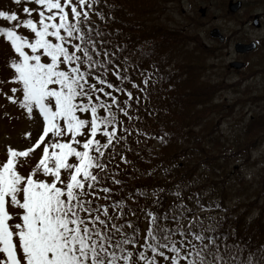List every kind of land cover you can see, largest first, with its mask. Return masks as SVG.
<instances>
[{"label": "snow or ice", "instance_id": "snow-or-ice-1", "mask_svg": "<svg viewBox=\"0 0 264 264\" xmlns=\"http://www.w3.org/2000/svg\"><path fill=\"white\" fill-rule=\"evenodd\" d=\"M13 3L18 10L0 9L9 77L0 84L14 85L0 91V112L37 128L23 144L6 139L0 158V264H264V245L224 227L231 217L202 215L221 205L206 207L199 193L174 185L113 198L112 185L125 184L113 161L129 164L128 137L147 135L134 123L162 79L139 67L145 57L121 29L110 30L113 5Z\"/></svg>", "mask_w": 264, "mask_h": 264}, {"label": "trees", "instance_id": "trees-1", "mask_svg": "<svg viewBox=\"0 0 264 264\" xmlns=\"http://www.w3.org/2000/svg\"><path fill=\"white\" fill-rule=\"evenodd\" d=\"M171 1L108 0L116 18L115 22H110V30L121 29L119 39L143 53L145 59L139 65L141 69L158 70V76L162 77L154 87L150 86L149 101L141 102V121L134 123V127L147 135L137 136L133 132L128 137L132 151L125 155L129 164H123L118 157L113 161L119 165L118 178L125 181L123 185H112L116 192L113 198L125 196L136 188L151 192L164 187L174 191L173 186L179 185L184 195L199 193L206 207L212 202L220 204V209L212 207L208 211L217 216V220L221 216L231 217L224 227L230 224L240 236H252L264 245V202L253 208L257 201L250 196V190L253 196L264 195V185L251 189L238 186L232 180V183L220 184L221 180H226L228 167L233 165L247 141L235 144L231 154L228 152L233 142L228 139L222 143L216 124L219 108L206 102L213 97L214 91L208 83L207 89L201 80L205 57L201 52L183 50L186 32L175 31L171 23L164 20ZM135 78L141 79L139 71ZM144 105H148L146 110ZM158 135L164 136V143ZM121 188L124 191L118 192ZM151 199L127 202L135 207L136 203L143 204ZM172 200L169 194L166 203ZM145 224L146 221L141 220L142 229Z\"/></svg>", "mask_w": 264, "mask_h": 264}, {"label": "flooded vegetation", "instance_id": "flooded-vegetation-1", "mask_svg": "<svg viewBox=\"0 0 264 264\" xmlns=\"http://www.w3.org/2000/svg\"><path fill=\"white\" fill-rule=\"evenodd\" d=\"M232 1L238 4L228 5L231 11L227 6L208 7L216 13L206 14L204 22L206 28L213 20H218L219 46L217 54L213 55L217 59L218 78L231 88L238 105L254 110L253 119L264 122V0ZM220 19L230 25L228 32ZM230 44L232 49L226 50ZM235 73L242 81L239 84L231 82L230 76ZM246 73L248 78H245Z\"/></svg>", "mask_w": 264, "mask_h": 264}, {"label": "rangeland", "instance_id": "rangeland-1", "mask_svg": "<svg viewBox=\"0 0 264 264\" xmlns=\"http://www.w3.org/2000/svg\"><path fill=\"white\" fill-rule=\"evenodd\" d=\"M184 7H186L185 2H184ZM0 9L8 10L6 8L5 2L3 4H0ZM164 20L170 22L172 28L175 31L178 30L179 27H181L186 22V18L183 15H181L180 13L177 12V13L171 14V5H169V7L167 8V11L164 15ZM219 22H221V23L224 22V30L226 32H228L230 25L226 22V20L220 19ZM2 23H3V21H0V24H2ZM208 43L210 45H213V46L217 45V43H212L209 40H208ZM227 49L228 50L232 49V45L231 44L227 45L226 50ZM226 50L224 49L223 52L225 53ZM7 51H8V49L5 46V44L3 42H0V81L9 79L8 72L5 68V63H4ZM245 75H246L245 78L249 77V75L247 73ZM238 76L239 75H237L236 73L232 74L230 76L232 84H239L240 82H242L239 80ZM209 79H211L213 82H216V78L213 76H209ZM201 80H202V83L206 82L204 79H201ZM219 82H220L221 87H222L223 82H221L220 80H219ZM12 86H14V85H12L10 83L9 84H0V91L8 92ZM233 95L234 94L231 93L230 97H232ZM248 95H249V93L246 94L245 97H248ZM222 97H223V95H221L219 97L220 100L222 99ZM3 102H4V97L0 96V103H3ZM8 107L10 110H12L10 112V115H11L12 112H14L15 110L10 103L8 104ZM245 111H247V110L236 111L234 116L229 121H224L220 125V130L222 131V133L229 130V129H232L231 126L233 124H235L238 120L239 121L237 122L236 128L238 130H240V128L242 127L243 122H244V120L242 118L247 116V120L249 119V116L247 114H245ZM239 112H240V114H239ZM251 115H253V113ZM36 128H37V125L32 124L30 129H29L27 121L18 120V119H7L6 120L5 118H3L2 112H0V158H2L5 154V141H6V139L10 140L13 145L23 144V143H25V140L23 138L22 133L25 130H31L33 132V135H35L36 134ZM228 153L231 154V152H228ZM253 159H258V162H259V163L256 162L257 164L253 167L246 166V164L244 163V161H245L244 158L240 159V157H238V159H235L233 161V165L228 167V175L226 177V180L225 181L221 180L220 184L232 183L231 179H234V177L236 176V173H238L240 176L246 177L247 179H252L253 177H256L257 180H261L262 184H264V176L263 177H257V173H256V172L264 171V144L261 148L253 151ZM233 166L238 167L235 170L236 173H232V171H233L232 167ZM254 171H255V173L253 174ZM245 174H247L248 176H246ZM194 178H197V177L195 176ZM252 191L253 190H250V195L253 197V200L257 201V204H255L253 206V208H255L258 206V203L264 202V195H263V193H261V196H259V197L253 196Z\"/></svg>", "mask_w": 264, "mask_h": 264}]
</instances>
